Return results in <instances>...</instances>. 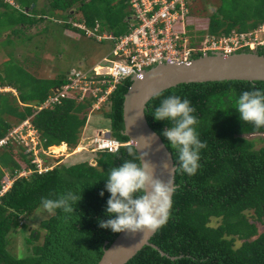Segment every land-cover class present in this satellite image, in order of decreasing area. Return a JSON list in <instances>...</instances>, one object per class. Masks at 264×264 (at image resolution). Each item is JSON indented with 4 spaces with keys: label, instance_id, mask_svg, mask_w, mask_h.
I'll return each instance as SVG.
<instances>
[{
    "label": "trees",
    "instance_id": "obj_1",
    "mask_svg": "<svg viewBox=\"0 0 264 264\" xmlns=\"http://www.w3.org/2000/svg\"><path fill=\"white\" fill-rule=\"evenodd\" d=\"M17 1L23 7L32 3L34 6L29 15L18 11L10 22L12 25L31 24L47 15L46 9L36 7V0ZM49 6L63 18L74 9L87 24L104 18L103 24L115 34L126 30L125 17L129 14L126 0H51ZM196 21L207 27L210 34L251 30L264 24V0H220L209 19L198 16ZM257 53L264 54L262 50ZM201 54L198 52L192 58ZM65 77L39 79L31 93L24 94L14 83L9 85L16 89L17 95L0 92V137L12 125L32 116L31 122L44 140V147L59 145L58 149H62L66 147L64 143L75 146L86 123L90 100L76 102L64 98L59 104L37 112L31 106L32 101L42 102L49 88L63 83ZM131 82L125 78L116 84L108 97L109 108L100 110L109 120L111 135L123 143L116 151L99 150L92 152L90 159L54 166L44 173L33 171L16 178L0 197V264H97L104 245L108 246L119 233L100 226L101 220L115 218V214L106 211L111 196L106 188L108 174L113 167L133 159L128 153L132 144L122 132L123 97ZM254 88L264 90V81L181 83L161 91L146 103L147 122L161 137L176 165L170 217L150 238L168 256L145 245L125 264H264V229L258 232L254 222L264 225V136L258 148L254 139L245 137L248 133H264V127L244 122L235 108L239 96ZM170 96L188 99L196 108L193 115L199 122L194 127L199 138L207 142L200 152L201 166L195 175L179 168L178 152L163 135L171 122L154 116L155 109ZM19 150L10 146L1 152L0 177L4 169L10 172L33 169ZM68 192L82 195L78 204H73L75 212L65 213L61 209L48 212L39 222L43 232L32 229L25 239L30 253L20 257L9 251L8 236L26 227L23 219L36 208H43L42 199H58ZM237 240L241 241L239 246L235 244Z\"/></svg>",
    "mask_w": 264,
    "mask_h": 264
},
{
    "label": "built area",
    "instance_id": "obj_2",
    "mask_svg": "<svg viewBox=\"0 0 264 264\" xmlns=\"http://www.w3.org/2000/svg\"><path fill=\"white\" fill-rule=\"evenodd\" d=\"M0 2L29 15L30 10L21 7L17 0ZM126 4L129 14L125 17L126 30L121 34H115L99 19L87 24L74 9L67 13V17L54 19L65 25L66 30L77 29L97 42H109L110 48L90 67L71 69L63 83L57 85L51 93L48 92L42 102L33 105L34 112L53 107L64 98L70 97L76 102L90 100L86 116L88 122L90 112L97 111L102 106L109 108L108 97L116 84L131 76H141L142 71L158 63L187 62L198 52L231 54L245 49L264 52V24L247 31L232 29L228 33L210 34L207 27H202L196 21L198 16L192 11L190 0H126ZM43 17L48 19L47 15ZM197 31L202 32L198 45L195 43ZM31 117L12 125L0 137V155L4 149L13 146L21 149L34 166L33 169L20 168L13 172L4 169L0 177V197L16 178L33 171L44 173L57 165V162L49 163L46 159L57 158L61 152L55 153V146L44 147V140L32 124ZM78 141L77 151L73 149L72 153L78 152V149H86L79 145L80 139ZM89 143L92 145L90 152H113L123 144L111 135L110 128L97 129Z\"/></svg>",
    "mask_w": 264,
    "mask_h": 264
},
{
    "label": "clouds",
    "instance_id": "obj_3",
    "mask_svg": "<svg viewBox=\"0 0 264 264\" xmlns=\"http://www.w3.org/2000/svg\"><path fill=\"white\" fill-rule=\"evenodd\" d=\"M235 108L244 122L252 123L257 128L264 127V90L254 88L244 91L236 100ZM195 112L196 108L188 99L182 100L178 96L164 99L154 111L157 120L171 122L172 126L166 128L163 135L167 137L171 148L178 152L179 168L188 175L197 173L201 166L200 152L207 147V142L199 138L194 127L199 122L197 116L193 115ZM128 153L133 159L113 167L108 174L106 188L111 196L106 211L115 214V218L101 220L100 226L110 228L113 232L156 231L170 217L175 189L171 180L165 181L156 175L157 166L145 158L138 145L128 146ZM167 166L165 163L164 167ZM100 194L103 196V191ZM81 199L82 195L68 192L58 199H42V206L49 213L57 209L73 213V204H78Z\"/></svg>",
    "mask_w": 264,
    "mask_h": 264
},
{
    "label": "rangeland",
    "instance_id": "obj_4",
    "mask_svg": "<svg viewBox=\"0 0 264 264\" xmlns=\"http://www.w3.org/2000/svg\"><path fill=\"white\" fill-rule=\"evenodd\" d=\"M50 1L51 0H36V7L38 9H45V7L49 9ZM190 2L192 3V11H194L197 16H201L202 19H209L211 13L215 11L220 4V0H190ZM20 6L23 7L21 4ZM4 8L8 10H6V14L0 15V30L3 31L6 28H10V31L8 35L3 37L0 41V50L7 56L6 62L0 65V85H13L14 83L17 85V89H20L24 94L31 93L32 87L35 86L37 80H44V78L42 79L41 77L45 74L50 72L54 78L66 76L73 68L90 67L94 63H97L109 51V42H97L85 36L77 29L62 30V26L54 20L63 18L62 14L53 12V14L49 15L47 13L51 11H45L48 15V19L41 20L37 23L39 24L40 22L46 21V25L44 24L45 27L36 35L35 33L26 31L22 24L12 26L10 23L11 20L15 19L19 13L12 7L4 6ZM50 16L52 19H50ZM99 20L104 24L106 23L104 18H100ZM120 27H123V25L121 24ZM47 33H49V35ZM51 33L53 36H51ZM195 33L198 36L195 43L198 45L202 32L197 31ZM104 108L108 109L102 106L97 111L94 110L90 112L91 116L89 121L86 122L88 123L87 128L85 130L82 128L81 130L79 145L86 149L72 153L73 149H77V144L75 146L69 145L68 148L70 149H66L63 153H59L57 158L48 157L46 159L47 162L53 163L55 161L57 162L56 166H58L90 159L92 152H90L89 149L92 145L89 143V139L93 137L97 129H109V120L102 113V111H105ZM263 136L264 133L245 135L246 138L255 140L256 148L261 146V138H263ZM47 213L48 212L42 207H38L28 218L23 219L24 224L26 223V227H22L8 236L10 238L8 245L9 251L20 257L28 255L30 251L27 249L25 239L32 229L43 232V230L39 228V222L48 216ZM248 214L249 218H251L252 212L250 211ZM254 222L257 224L258 232H261L264 229V225L257 221ZM240 243L241 241L237 240L235 244L239 246Z\"/></svg>",
    "mask_w": 264,
    "mask_h": 264
},
{
    "label": "water",
    "instance_id": "obj_5",
    "mask_svg": "<svg viewBox=\"0 0 264 264\" xmlns=\"http://www.w3.org/2000/svg\"><path fill=\"white\" fill-rule=\"evenodd\" d=\"M33 6L34 3L26 7V10H31ZM130 79L132 82L124 93L122 103V132L128 137L129 143L138 145L145 158L157 166L156 175L165 181L171 180L175 188L176 165L161 137L147 122L144 113L146 103L161 91L181 83L264 81V54L253 51L205 53L187 62L158 63L142 71L141 76H131ZM55 87H51L48 92L51 93ZM66 147L67 150L70 149ZM165 163L167 167H164ZM154 232L149 229L136 233L119 232L108 246L104 245L97 264H125L145 245H150L161 255H166L150 242Z\"/></svg>",
    "mask_w": 264,
    "mask_h": 264
},
{
    "label": "crops",
    "instance_id": "obj_6",
    "mask_svg": "<svg viewBox=\"0 0 264 264\" xmlns=\"http://www.w3.org/2000/svg\"><path fill=\"white\" fill-rule=\"evenodd\" d=\"M45 9L49 12V11H51L50 10V8L48 9V8H46L45 7ZM0 10H1V13H0V15L1 14H6L7 13V11L6 10H8V9H5L4 8V5H2V4H0ZM53 12H55V11H51L50 13H47V14H53ZM0 18H1V16H0ZM39 21H41V20H37V21H34V22H32L31 24H22V26H23V28L26 30V31H28V32H30V33H35L36 35H38L40 32V30H42V28H44L45 27V25H46V21L45 22H40L39 24L37 23V22H39ZM45 24V25H44ZM18 25V24H17ZM40 25V26H39ZM12 26H14V25H12ZM11 26V27H12ZM64 28V29H63ZM62 30H64V31H67L66 29H65V27L64 26H62ZM9 31H10V28H6L5 30H3V31H1L0 30V41L2 40V38L3 37H6L7 35H8V33H9ZM48 35H49V33H47ZM51 36H53V34L51 33ZM6 60H7V56L6 55H4L3 53H2V51L0 50V65H2L4 62H6ZM42 79L44 78V79H54V76L52 75V73H48V74H45L44 76H42L41 77ZM53 86H56V85H53ZM53 86H51V87H53ZM50 87V88H51ZM6 89V90H12V91H14V92H12L13 93V95H17V91H16V89L15 88H13L12 86H10V85H4V84H2V85H0V92L1 93H4V92H6V90H4V89ZM49 88V89H50ZM35 103V101H32L31 102V104H34ZM87 125H88V123H87ZM87 125H85L83 128H84V130L87 128Z\"/></svg>",
    "mask_w": 264,
    "mask_h": 264
},
{
    "label": "bare ground",
    "instance_id": "obj_7",
    "mask_svg": "<svg viewBox=\"0 0 264 264\" xmlns=\"http://www.w3.org/2000/svg\"><path fill=\"white\" fill-rule=\"evenodd\" d=\"M62 144V143H61ZM58 147H59V145L57 146V147H55V148H53V150H54V152L55 153H57V152H64V151H66V149H67V147H64V148H62V149H58ZM77 150V149H76ZM80 149H78V151H79Z\"/></svg>",
    "mask_w": 264,
    "mask_h": 264
},
{
    "label": "flooded vegetation",
    "instance_id": "obj_8",
    "mask_svg": "<svg viewBox=\"0 0 264 264\" xmlns=\"http://www.w3.org/2000/svg\"><path fill=\"white\" fill-rule=\"evenodd\" d=\"M248 134H252V133H248ZM247 135V134H246Z\"/></svg>",
    "mask_w": 264,
    "mask_h": 264
}]
</instances>
